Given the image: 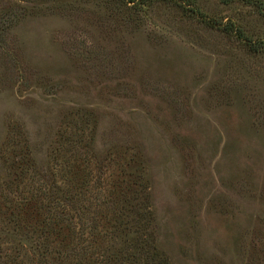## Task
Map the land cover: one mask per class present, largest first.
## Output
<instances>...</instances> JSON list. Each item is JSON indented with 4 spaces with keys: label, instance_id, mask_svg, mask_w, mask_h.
Wrapping results in <instances>:
<instances>
[{
    "label": "rangeland",
    "instance_id": "1",
    "mask_svg": "<svg viewBox=\"0 0 264 264\" xmlns=\"http://www.w3.org/2000/svg\"><path fill=\"white\" fill-rule=\"evenodd\" d=\"M203 20L0 0V264H264V44Z\"/></svg>",
    "mask_w": 264,
    "mask_h": 264
},
{
    "label": "trees",
    "instance_id": "2",
    "mask_svg": "<svg viewBox=\"0 0 264 264\" xmlns=\"http://www.w3.org/2000/svg\"><path fill=\"white\" fill-rule=\"evenodd\" d=\"M146 1V0H144ZM174 2L179 8L191 13L192 16L200 18L206 23L208 26L212 28H219L225 31L228 35H232L234 38L242 40L244 45L248 47V49L252 51H258L259 46L264 44L261 40H255V42L250 38H242L243 32L239 27H236L234 22H226L218 21L212 18H208L203 11H201L197 7L198 0H170ZM130 2H135V0H130ZM218 3L224 6L232 5V4H241L253 9L257 14L264 17V0H218Z\"/></svg>",
    "mask_w": 264,
    "mask_h": 264
}]
</instances>
